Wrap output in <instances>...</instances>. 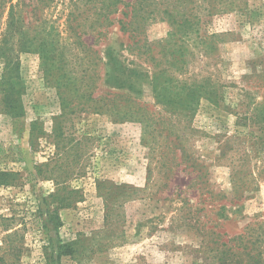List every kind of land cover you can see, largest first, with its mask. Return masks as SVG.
Masks as SVG:
<instances>
[{
	"label": "rangeland",
	"instance_id": "374dc122",
	"mask_svg": "<svg viewBox=\"0 0 264 264\" xmlns=\"http://www.w3.org/2000/svg\"><path fill=\"white\" fill-rule=\"evenodd\" d=\"M169 1L138 36L96 24L99 0L19 11L0 264H264V0H178L174 21Z\"/></svg>",
	"mask_w": 264,
	"mask_h": 264
},
{
	"label": "trees",
	"instance_id": "16d2710c",
	"mask_svg": "<svg viewBox=\"0 0 264 264\" xmlns=\"http://www.w3.org/2000/svg\"><path fill=\"white\" fill-rule=\"evenodd\" d=\"M54 0H34L33 3L26 2V0H18L17 2H14V0H0V9L7 11L6 21H5V28L1 32V38H0V59L4 61L3 64V70L1 73L0 78V85L3 86L2 90L4 92V99L6 102V111L14 113L17 110L16 102L17 99L12 96L11 92L8 90V85L10 84V81L8 80L10 78V75L13 70L17 69L19 66L18 63V56H19V50L17 49V45L14 43V40H11L14 38L15 34L21 33L23 36H25V31H23L22 27V17L20 16L21 9H28V7H31L30 12L35 13L43 8L50 5V2ZM82 1V0H81ZM92 0H87V2ZM100 2H107L106 7H95L92 13L95 15V22L98 23L99 26H105L107 21L113 22L114 19L111 18L112 14H121L122 16L117 19V22L120 24L121 29L123 30H129L133 32V35H139L140 34V28L143 26V23H146L148 19H150L151 15L152 17L157 15V6L159 4V0H99ZM178 0H172L169 1L165 8L166 17L168 20H177V15L180 12V10L177 8L176 3ZM184 3L187 1L184 0ZM104 6V5H102ZM152 6V9H148ZM92 9H80L76 10V12L71 11L69 12V28L72 29L75 36H78V30L77 26L74 25V21H78V17H83L84 14L88 16L90 14ZM148 13V14H145ZM72 14L75 15V17L72 18ZM190 15L187 13H183L182 17H184V20H182L181 23L177 24L176 28H179L180 30H177L178 32L182 31H188L191 30V24L190 21ZM174 23V22H173ZM177 23V21H176ZM78 25V24H77ZM101 33V30H99ZM82 33H86L83 30H81ZM28 35V34H27ZM27 35L23 40H26ZM81 35H79L80 38ZM141 47H143L141 45ZM155 57V56H153ZM9 76V77H8ZM75 190H71L69 192V196H66L62 198V200H58L59 204L61 205H69V197L72 196L73 192ZM51 196H55L56 194H51ZM58 199V198H57ZM76 244L75 241L72 242H64L61 243L58 246L57 250V257L62 258L64 255H74L76 252V247L74 246ZM220 247V246H218ZM224 251L227 253V249H224ZM46 262L43 264H54L52 263V259L54 256H49V253L46 252ZM236 255L234 252L233 257ZM53 257V258H52ZM3 260V259H2ZM2 264H6L4 261Z\"/></svg>",
	"mask_w": 264,
	"mask_h": 264
}]
</instances>
